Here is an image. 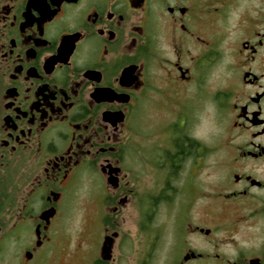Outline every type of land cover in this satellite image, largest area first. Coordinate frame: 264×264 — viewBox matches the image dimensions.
Listing matches in <instances>:
<instances>
[{"label":"flooded vegetation","instance_id":"obj_1","mask_svg":"<svg viewBox=\"0 0 264 264\" xmlns=\"http://www.w3.org/2000/svg\"><path fill=\"white\" fill-rule=\"evenodd\" d=\"M235 1L0 0V264L65 260L86 180L137 202L141 264H264V0ZM201 102L221 143L194 135Z\"/></svg>","mask_w":264,"mask_h":264},{"label":"rangeland","instance_id":"obj_2","mask_svg":"<svg viewBox=\"0 0 264 264\" xmlns=\"http://www.w3.org/2000/svg\"><path fill=\"white\" fill-rule=\"evenodd\" d=\"M235 2H257L255 0H237ZM221 66H217L214 71L212 83L216 88L221 84L222 71ZM220 115L216 109L209 103L202 102L198 106V112L195 117L194 135L200 143L205 145H216L221 143L222 125L220 124ZM147 191L150 190L151 198L158 196L160 187L159 179L152 171L147 182ZM97 185L91 180L82 183L81 189L72 194L70 200L69 218L66 226V242L68 256L56 264H93L97 258H104L112 264H141L144 254H151L152 250L144 245L139 249L138 242L129 241L128 236L138 224L139 211L136 201L120 206L118 212L114 213L111 206H108L105 198L104 189H94ZM139 193V192H138ZM136 197V196H134ZM105 199V200H104ZM160 206H156V216L152 219V225L156 226L163 217ZM160 208V209H159ZM166 219L167 233L165 237L168 241L179 240V230L174 223L175 212L168 207L163 209ZM112 226V228H111ZM115 227V228H114ZM108 229V230H107ZM114 229V230H112ZM118 231L119 237L115 239L112 245L111 239H114L112 232ZM109 236V237H106ZM174 255L178 254L176 249H172ZM106 253V254H105ZM148 264H164L163 262ZM166 264H174L167 262Z\"/></svg>","mask_w":264,"mask_h":264}]
</instances>
